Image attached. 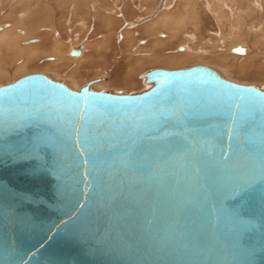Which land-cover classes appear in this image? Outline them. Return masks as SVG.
Masks as SVG:
<instances>
[{
	"label": "water",
	"instance_id": "1",
	"mask_svg": "<svg viewBox=\"0 0 264 264\" xmlns=\"http://www.w3.org/2000/svg\"><path fill=\"white\" fill-rule=\"evenodd\" d=\"M145 79L0 86V264H264V89L204 65Z\"/></svg>",
	"mask_w": 264,
	"mask_h": 264
},
{
	"label": "bare ground",
	"instance_id": "2",
	"mask_svg": "<svg viewBox=\"0 0 264 264\" xmlns=\"http://www.w3.org/2000/svg\"><path fill=\"white\" fill-rule=\"evenodd\" d=\"M70 1L55 0L54 5L65 11L68 6H71L70 12L75 18V24L67 26L71 27L70 32H73L76 38H72L67 44L60 36L54 35L58 31L54 19L55 7L52 6L54 1L48 3L47 0H0V9L4 10V8L9 7V10L5 11V15L1 13L2 11L0 12V81L4 79L16 81L29 75V68L31 66L34 68L38 67L36 61L43 57L50 59V61L47 64H45V61V65L40 66L41 68L39 69L36 68V72L44 75L48 74L51 79L58 82L62 81L59 77L62 70L65 69L64 67L70 62H76L78 69L69 72L67 75L69 81L67 85L76 91L80 89H75L74 86L82 83L85 78L81 69L86 62H89L92 68L95 69L94 76L98 74V70H104L103 73L96 76L97 84L99 85L97 86V91L109 90V88L114 90L127 89L134 86L136 79L133 78L134 75L132 76V69L135 64L142 66L143 64L163 65L165 67L160 69L175 70L185 69L174 67L186 66L192 60L200 63L198 65L208 67L210 66L207 63L214 62L225 73L236 75L238 79L259 82L264 78V73L254 70L253 66L261 57L258 52L264 50V31L261 29L258 33H254L255 35L253 36L254 27L248 26L246 23L247 21L255 20L261 8L264 7V0H178V4L173 3V5H178L176 10H163L161 12H157L160 0ZM133 9L147 10L146 12L149 15L156 14V17L149 21L150 23L142 32V36L147 38L149 42L151 40L153 42L148 47L147 41H144L145 44L143 46H137V33L131 30H124L123 40L126 41V46L123 49H116V44L113 43V40L118 37L116 35L117 28L122 21L124 22L133 16V14L129 15L128 13L130 11L133 12ZM58 10H56V13ZM19 11L24 12L20 14ZM262 11L264 12V10ZM61 17L63 18V16ZM211 17L215 18L219 26L218 31L220 29L223 31L222 35H219L221 33L216 34L217 30L215 31L216 33L210 29L205 30L204 33L201 30V27L205 24V18L211 20ZM65 22L67 23V21ZM94 22L99 24L98 30L104 31L101 39H89V36L88 39H82L86 32L93 29ZM61 24L64 25L63 22ZM22 29L23 33L20 31ZM162 31L167 32V35H165L167 37L159 36ZM65 32L68 31L65 30ZM235 35L242 39H239L240 41H238L237 37V40L233 39ZM249 35L253 37V41L252 39L249 41L246 38ZM33 40H40L43 43L39 44V41L29 43ZM78 40L80 42L76 44L75 42ZM175 41L184 42V46L178 49L179 53L177 55L171 57L156 54L160 49L165 48L167 44L176 43ZM178 43L182 44V42ZM238 45L246 47L245 54L232 52V49ZM170 47L172 46L170 45ZM77 48L81 49L80 55L71 56L70 52L72 49ZM220 48L224 50H220ZM91 49L93 53L90 52ZM168 49L166 48V50ZM226 50H228V53ZM218 51H222L220 53L224 55L218 54ZM108 53L128 55L126 66L120 63L119 57H116L115 60L113 59V66L117 68V75L116 80L112 83L108 80L109 75L105 73L106 69H103L110 64ZM134 55L137 56V60L131 59ZM241 57L245 61H243L242 65H239L237 62ZM259 65L256 68L260 67ZM262 66H264V62H262ZM262 66L260 69L263 68ZM125 67L128 70H123ZM225 73L224 77H227ZM142 77L145 79V74ZM98 80L101 82H98Z\"/></svg>",
	"mask_w": 264,
	"mask_h": 264
},
{
	"label": "rangeland",
	"instance_id": "3",
	"mask_svg": "<svg viewBox=\"0 0 264 264\" xmlns=\"http://www.w3.org/2000/svg\"><path fill=\"white\" fill-rule=\"evenodd\" d=\"M54 1V2H53ZM70 1V0H69ZM178 0H160L159 1V7H158V11L157 12H161V11H163V10H167V11H170V10H176L178 7V5H173V3L175 2L176 4H178V2H177ZM47 2L48 3H51V2H53L52 4V6H54L55 5V0H47ZM71 2V1H70ZM172 2V3H171ZM55 7V6H54ZM59 9L58 11H57V13H56V10L57 9ZM69 8V9H68ZM68 8H67V10L65 11V10H62V9H60V8H58L57 6L55 7V17H54V19H55V24H56V26H57V29H58V31L57 32H55L54 33V35H56L57 37H59L60 36V38L61 39H63V41L65 42V43H69V41H71L72 40V38H76V37H74L75 35H73V32H70L71 30H70V28L68 27L69 25H73V23H74V20H75V18L73 17V15H72V13L70 12L71 11V6H68ZM6 10H9V7L8 8H4V10H2V9H0V12L3 14V15H5V11ZM61 10H62V12H61ZM69 10V11H68ZM262 10H264V7H262L261 8V10L259 11V13L257 14V16H256V18H255V20L253 19V20H250V21H247L246 23L248 24V26H253L254 28V32H253V36L255 35L254 33H258L261 29H263V31H264V12L262 11ZM133 12L135 11V13H133V12H128L129 13V15L130 14H133V16H131V17H129L127 20H125L124 22L122 21L121 23H120V25H119V27L117 28V31H116V35H118V37L116 38V39H114L113 40V43H115L116 44V49H123V48H125V46H126V41L125 40H123L124 39V37H123V33H124V30H131V31H133V32H136L137 33V36H138V38H137V41H138V43L136 44L137 46H143L144 44H145V42L147 41L148 42V45H147V47L148 46H151V44H152V42H153V40H151L150 42L147 40V38H145L144 36H142V32H143V30H144V28L150 23L149 21H151V20H153L155 17H156V14H151V15H149L146 11L147 10H141V9H139V10H135V9H133L132 10ZM22 12H24V11H19V13L21 14ZM61 12V13H60ZM66 12V13H65ZM68 13V14H67ZM63 14V15H62ZM66 14V15H65ZM59 15H61V16H63V18L61 17V16H59ZM70 15V16H69ZM68 16H69V18H68ZM58 17H60V18H58ZM74 18V19H73ZM61 19H65V20H61ZM69 19V20H68ZM58 20H59V22H58ZM61 20V21H60ZM70 20H71V22H70ZM64 21H67V23L65 22L64 23ZM214 23H213V22ZM58 22V23H57ZM63 22V24L64 25H66L65 27H64V25H62L61 23ZM140 22V23H139ZM71 23V24H70ZM75 24V23H74ZM60 25V26H59ZM68 25V26H67ZM217 25V26H216ZM122 26V27H121ZM66 28L65 30L66 31H68V32H65V30H64V28ZM98 27H99V24L98 23H96V22H94L93 23V29H91L89 32H86L85 33V35H84V37L82 38V39H84V38H86V39H88V36H89V39L90 38H95V39H97V40H99V39H101V36H103V33H104V31H100V30H98ZM59 28H60V30H59ZM191 29H192V27H190ZM207 29H210L212 32H214V33H216V34H218V33H221V34H219V35H222V30L220 29V31H218L219 30V26H218V24L216 23V21H215V18H212L211 17V20L210 19H206L205 18V24H204V26L203 27H201V30H203V33L205 32V30H207ZM217 30V31H216ZM231 30V29H230ZM21 31V33H23V29L22 30H20ZM216 31V32H215ZM91 33V34H90ZM119 33V34H118ZM140 33V34H139ZM59 34V35H58ZM139 34V35H138ZM163 34H164V36H163ZM66 35V36H65ZM70 35H72V36H70ZM120 35V36H119ZM165 35H167V32H164V31H162L161 33H160V37H167V36H165ZM136 36V37H137ZM237 35H235V36H233V39H236L237 40V38H238V41H240L239 39H242V38H240V37H237ZM113 38V37H112ZM249 41H251V39H252V41H253V37L252 36H248V37H246ZM245 38V39H246ZM36 39H39V38H36ZM232 39V40H233ZM39 41V44H42L43 42L42 41H40V40H33V41H31V42H29V43H36V42H38ZM145 41V42H144ZM80 42V40H78L77 42H75L76 44H78ZM176 43H169V44H167L166 46H165V48H163V49H160L158 52H156V54H161V55H163V56H171V57H174L175 55H177L178 53H179V48L181 47V46H184V42L183 41H175ZM178 42H182V44H180V43H178ZM140 43H141V45H140ZM119 44V45H118ZM122 46H124V47H122ZM125 44V45H124ZM177 44V45H176ZM179 44V45H178ZM186 44V43H185ZM170 45L173 47H170ZM121 47V48H120ZM177 47V48H176ZM166 48L168 49V48H170V49H168V50H166ZM172 49H175V50H172ZM263 49V48H262ZM220 50H224L223 48L221 49L220 48ZM227 51V53H228V50H226ZM69 52V51H68ZM90 52L91 53H93L92 52V49L90 50ZM175 52V53H174ZM220 52H222V51H218V54H220V55H224L223 53H220ZM113 53H114V50H113ZM113 53H108L109 54V56H108V58H109V65L107 66H105L103 69H106V71H105V73H108V75H109V78H108V80H109V82L110 83H112V82H114L115 80H116V75H117V73H116V69L117 68H115V66H113V61L116 59V57H119L120 58V60H121V62L120 63H123V64H125V66H126V63H127V61H128V55L127 54H125V55H121V54H116L115 53V55L113 54ZM171 53V54H170ZM113 54V55H112ZM258 54H259V56H261L260 58H259V60H257L254 64L255 65H253L254 66V70H256V71H259L260 73H264V66H262V62H264V57L262 58V55L264 56V50H260V52H258ZM261 54V55H260ZM68 55V54H67ZM118 55V56H117ZM137 56L136 55H134V56H132L131 57V59H133V60H137V58H136ZM125 58H126V60H125ZM42 59H44V60H42ZM114 59V60H113ZM40 60V61H39ZM46 61V62H45ZM48 61H50V59H45V57H43V58H40V59H38L37 61H36V64H38L37 66L38 67H33V66H31L30 68H29V71H28V73L29 74H34V73H37L36 72V68H41L43 65H45V64H47V62ZM124 61H126V62H124ZM243 61H245L244 60V58L243 57H241V59H239L238 60V64L239 65H242L244 62ZM43 62V63H42ZM44 62H45V64H44ZM41 64V65H40ZM68 64V63H67ZM70 64V65H69ZM68 65H66L64 68L65 69H63L62 70V73H61V75H60V77H59V79L61 80L62 79V81H59V82H62V83H65V84H68L69 83V81H68V79H67V75H68V73L69 72H72V71H75V70H77L78 69V65L76 64V62H70ZM75 64V65H74ZM198 64H200V63H198V62H196V61H191V62H189V63H187V65L186 66H177V67H174V68H190V67H192V66H195V65H198ZM210 67H212L214 70H216L219 74H221L223 77L225 76L224 75V73H225V71H223V70H221V67H219L218 65H217V63H214V62H211L210 64L209 63H207ZM260 64V65H259ZM116 65V64H115ZM257 65H259L260 67H258V68H256L257 67ZM41 66V67H40ZM261 66L263 67L262 69H260L261 68ZM117 67V66H116ZM162 67H165V66H161V65H155V64H153V65H151V64H143V66L142 65H137V64H135V65H133V69H132V76L134 75V79H136L135 81H136V83L134 84V86H131L130 88H127V89H123V88H120V89H117V90H114V89H112V88H109V90H103V92H110V93H113V92H115L114 94H137V93H141V92H143V91H146V90H148L149 88H150V85L149 84H146L145 83V79L142 77L144 74H146L147 72H149V71H151V70H153V69H160V68H162ZM71 68V69H70ZM127 68L125 67L123 70H126ZM259 69V70H258ZM70 70V71H69ZM108 70V71H107ZM128 70V69H127ZM133 70H135V71H133ZM219 70H221L220 72H219ZM81 71H82V74H83V77H85L84 78V80L82 81V83H80L79 85H77V86H74V88L75 89H81L82 87H84V86H86L87 84H91V89L92 90H96L97 89V86H99L98 84H97V80H96V76H98V74H100V73H103V71L104 70H98V74L97 75H95L94 76V74H95V69L94 68H92V65H90V63L89 62H86L85 64H83V66H82V69H81ZM228 73V72H227ZM227 73H225L226 74V76L227 77H224L225 79H228V80H231V81H233V82H238V83H241V84H243V85H253V86H256V87H258V88H260V89H264V78H262L263 80H260L259 82H257V81H253V80H242V79H238L237 77L238 76H236V75H233V74H230V75H228ZM40 74V73H39ZM46 76H48L49 78H51L48 74H45ZM123 75V74H122ZM233 75V76H232ZM141 78H143V79H141ZM15 80H2V81H0V82H3V83H0V86H5V85H7V84H11V83H13ZM67 81V82H66ZM96 81V82H95ZM98 82H101V81H99L98 80ZM94 84H97V85H94ZM93 85H94V87H93ZM72 88V87H71ZM97 91V90H96ZM120 91H123V92H120Z\"/></svg>",
	"mask_w": 264,
	"mask_h": 264
}]
</instances>
